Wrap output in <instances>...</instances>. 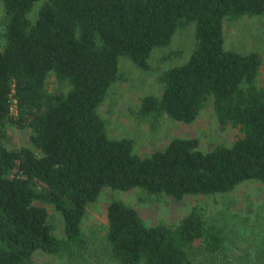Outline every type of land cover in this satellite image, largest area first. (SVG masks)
I'll list each match as a JSON object with an SVG mask.
<instances>
[{"label":"trees","instance_id":"1","mask_svg":"<svg viewBox=\"0 0 264 264\" xmlns=\"http://www.w3.org/2000/svg\"><path fill=\"white\" fill-rule=\"evenodd\" d=\"M1 1L0 264H35L38 250L65 264H264V202L237 227L203 205L169 225L112 197L107 222L83 228L106 187L179 200L264 183L263 58L226 48L224 27L264 15V0ZM190 25L189 58L159 67L160 93L143 95L135 115L156 131L164 116L191 123L210 103L240 134L207 151L173 137L141 156L133 137L110 134L100 108L122 79V56L149 73L156 49L159 64L183 55L173 40Z\"/></svg>","mask_w":264,"mask_h":264},{"label":"rangeland","instance_id":"2","mask_svg":"<svg viewBox=\"0 0 264 264\" xmlns=\"http://www.w3.org/2000/svg\"><path fill=\"white\" fill-rule=\"evenodd\" d=\"M39 8L37 4L36 9ZM3 7L0 0V18ZM225 46L241 52L257 51L262 55L263 62L258 74V83L264 87V15L245 16L237 21L226 20ZM194 43V25L178 30L174 36L173 48L183 50L179 58L165 63H156L161 50L153 53V69L149 73H142L133 62L122 56L119 69L122 74L120 82L112 89L108 99L100 108V114L107 120L110 134L117 138L133 137L134 150L141 156L151 154L156 149L164 148L173 137L196 138L199 148L207 151L216 143L223 142L231 145L240 134L239 129L227 125L221 126L216 120L212 104H208L191 123H184L164 116L156 131H152L149 124L142 123L135 115L140 106V99L148 93L159 94L160 85L157 82L159 67L169 64L185 62L189 58ZM48 85L54 90L58 84L52 74L48 78ZM25 142L22 135L16 131V143ZM112 197L119 198L134 206L142 218L149 224L167 223L177 224L190 210L197 206H206L208 211L214 212L224 209L232 227L240 225V218L255 217L258 205L264 202V183L246 181L238 185L233 191L214 196H186L175 199L171 196L156 197L147 194L142 189L134 188L128 191H113L106 187L99 199L88 207L83 221L85 231L93 226L107 222V207ZM253 209L249 212L248 209ZM59 232L63 233V219L57 212ZM249 224L254 218L249 219ZM35 264H65L54 256L41 250L34 254Z\"/></svg>","mask_w":264,"mask_h":264}]
</instances>
